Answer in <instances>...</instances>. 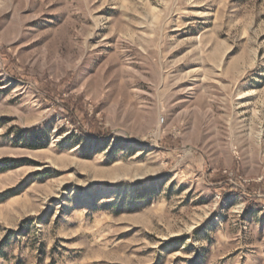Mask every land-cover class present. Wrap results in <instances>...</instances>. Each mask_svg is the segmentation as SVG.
<instances>
[{"label":"rangeland","instance_id":"1","mask_svg":"<svg viewBox=\"0 0 264 264\" xmlns=\"http://www.w3.org/2000/svg\"><path fill=\"white\" fill-rule=\"evenodd\" d=\"M0 264H264V0H0Z\"/></svg>","mask_w":264,"mask_h":264}]
</instances>
